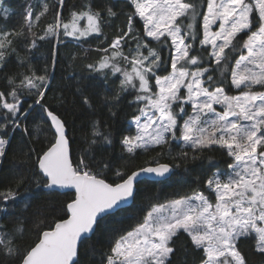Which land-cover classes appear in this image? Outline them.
I'll return each mask as SVG.
<instances>
[{"label": "snow or ice", "instance_id": "6c2138e0", "mask_svg": "<svg viewBox=\"0 0 264 264\" xmlns=\"http://www.w3.org/2000/svg\"><path fill=\"white\" fill-rule=\"evenodd\" d=\"M66 7V0H25L17 30L7 27L16 11L0 0L5 22L0 24V80L5 81L0 90V168L9 162L17 131L29 137L33 131L37 137L42 130L52 133L45 137L46 147H33L29 140L27 151L19 150L21 162L30 167L13 170L0 189V213L7 214L22 192L33 187L73 190L60 213H51L59 217L51 223L23 216L12 227L0 223V264H79L81 245L101 221L135 198L141 174L166 178L183 168L191 175L195 170L190 165L198 162L197 187L152 204L114 240L102 264H173L182 235L188 238L185 257L190 243L192 251L201 253L199 264H249L241 248L249 239L264 257V90H254L264 89V0H86L65 17ZM49 14L51 22L34 32ZM121 16L123 25H115ZM106 28L114 29L111 36ZM61 37L77 44L98 41V58L84 65L85 78L104 81L102 104L111 118L131 97L127 104L133 114L119 139L121 151L131 155L159 147V155L170 162L154 158L138 170L116 169L109 177L111 162L95 153L111 147L113 136L108 122L99 120L85 139L88 147L73 159L67 121L44 103L58 49L53 46L51 63L39 70L30 56H19L20 47L31 52L46 40L63 43ZM12 57L24 71L9 73ZM78 58L87 56L74 55L72 63ZM110 81L118 84L112 87ZM76 93L91 107L81 87ZM26 98L33 100L27 107ZM65 99L60 97L61 104ZM37 107L47 127L36 124L32 130L25 121ZM173 146L180 148L174 156ZM213 149L230 158L225 169L205 156ZM30 208L25 202L22 211ZM28 222L35 225L36 238L24 245Z\"/></svg>", "mask_w": 264, "mask_h": 264}, {"label": "trees", "instance_id": "16d2710c", "mask_svg": "<svg viewBox=\"0 0 264 264\" xmlns=\"http://www.w3.org/2000/svg\"><path fill=\"white\" fill-rule=\"evenodd\" d=\"M25 0H4V4L11 9H14L17 15L12 16L7 21V27L9 29H17L21 27L23 21L19 15ZM86 2V0H66L67 7L64 10L63 15L67 17L69 10L74 5H80ZM203 4L204 0H200ZM204 11V7L201 8ZM52 15L49 14L43 18V23L38 24L33 28L34 32L39 33L42 27L51 22ZM125 17L121 16L119 20L115 21V25H123ZM1 24L5 23L0 20ZM137 28L141 25L137 22ZM114 29L106 28L105 32L109 36L112 35ZM63 43L57 44L55 41V47L58 49V62L55 68L52 70V76L54 77L50 82V87L47 91L44 103L47 104L52 110L61 114L62 118L67 121V134L70 137V148L73 159L80 155L84 149L88 147L85 142L86 137H91L93 122L107 121L111 127L113 136V145L111 147L99 148L96 150V156L99 159L102 155L105 159L111 162V171L107 172L109 177L113 176V172L119 169L121 172H131L144 167L151 163L155 158L159 162H170L168 156H160L161 148L156 147L154 150H138L135 154H127L121 151L119 139L123 132L128 130L130 120L133 112L132 108L128 106L127 100L131 97H126L121 103V108L117 112L116 117L113 119L110 117L108 109L103 106L102 99L105 94L106 86L104 81L95 77L92 79L85 78L88 73L84 69V65L93 62L98 58V53L95 51L98 41L89 38L87 42L77 44L72 38L61 37ZM54 46V40L40 42V46L31 52L25 51L23 47L19 48L20 57H31V64L36 69H42L44 63L50 61V52ZM87 50V52H85ZM167 53H165L166 55ZM82 57L87 56V59H77L72 63L73 56ZM71 63V67L69 66ZM17 67L16 58L12 57L9 63V73L24 71ZM39 74V72H38ZM79 81V85H77ZM5 81L0 80V90H3ZM118 84V81L114 83L110 81V86L114 87ZM81 87L84 95H87L91 104V107L84 104L81 95L76 93V88ZM234 91V90H233ZM107 94L111 95L109 91ZM66 98L61 104L60 97ZM33 102L32 98H26L25 107ZM43 112L37 107L31 112L28 120L25 123L28 127L34 130L36 124H41L42 129L47 125L42 122ZM51 131H41L39 137L33 135L31 137L24 135L22 132L17 131L14 134L12 140V147L9 150V162L3 168H0V189L8 179L11 178V174L14 171L24 172L29 164L22 163L24 159L21 152V148L27 151L25 145L29 140H32L33 147H46L47 141L45 137L51 138ZM179 147L173 146L172 155L174 156ZM15 155L16 159L13 160ZM205 156L213 157L216 165L222 169L227 167V163H231L230 158L227 157L224 150L213 149L205 153ZM204 167L208 168L207 160L204 162ZM191 169L195 171L190 175L186 173L183 168L176 169L175 175L170 176L167 179L160 181H153L144 179L137 185V192L135 198L126 208L120 209L114 214L106 217L101 221L100 225L96 228L95 232L87 239L80 247L79 264H102L104 254L110 249L114 240L122 235L125 231L131 230L135 224L140 221L143 215L150 209V206L155 203H162L165 200L178 198V196L189 192L190 189L196 188L197 184L194 182L195 176L200 174V163L190 165ZM207 174H211L208 172ZM200 189L203 190V184L200 185ZM190 194V193H189ZM73 192H49L46 189L31 188L27 193L22 192V199L17 200L14 204L9 206L7 214L0 213V223H5L9 227H12L17 217H27L29 221L43 220L46 223H51L53 220L59 218L58 215L51 214L60 213V209L64 203L71 199ZM25 202L31 203V208L23 212V204ZM39 211L42 213L40 216H36L35 213ZM27 231L24 234L22 243L24 245L31 244L36 238V232L34 231L35 225L32 222H28L24 225ZM188 238L186 235H182L177 241V251L173 257V264H184L187 259L188 264H199V258L201 253L191 250L190 243L188 244L189 254L185 257L183 248L185 241ZM254 241L249 239L241 245L243 251L247 254L249 264H264V257L255 253L252 247Z\"/></svg>", "mask_w": 264, "mask_h": 264}, {"label": "water", "instance_id": "95a60500", "mask_svg": "<svg viewBox=\"0 0 264 264\" xmlns=\"http://www.w3.org/2000/svg\"><path fill=\"white\" fill-rule=\"evenodd\" d=\"M167 178H169V177L161 178V177H156V176H154L152 174H141V176L139 177V181H142L144 179L153 180V181H160V180H164V179H167ZM56 191H59V192H67V191L73 192V190H71V189H57ZM131 202H132V199H129L128 204L126 206L122 207L121 209L126 208L127 206H129Z\"/></svg>", "mask_w": 264, "mask_h": 264}, {"label": "rangeland", "instance_id": "374dc122", "mask_svg": "<svg viewBox=\"0 0 264 264\" xmlns=\"http://www.w3.org/2000/svg\"><path fill=\"white\" fill-rule=\"evenodd\" d=\"M33 2L35 3V2H37V0H33ZM4 6H5V7H8V6H6L5 4H4ZM8 8H9V7H8ZM37 10H39V8H38ZM205 10H206V9L204 8V11H205ZM83 23H84V22H82V24H83ZM0 24H1V22H0ZM69 38H71V37H69ZM54 45H55V40H54ZM254 90H256V91H261V90H264V89H261L259 86H256ZM232 94H236V90H234Z\"/></svg>", "mask_w": 264, "mask_h": 264}]
</instances>
